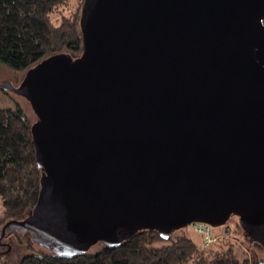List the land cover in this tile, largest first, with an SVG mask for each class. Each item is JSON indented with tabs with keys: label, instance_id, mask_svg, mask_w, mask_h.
<instances>
[{
	"label": "water",
	"instance_id": "1",
	"mask_svg": "<svg viewBox=\"0 0 264 264\" xmlns=\"http://www.w3.org/2000/svg\"><path fill=\"white\" fill-rule=\"evenodd\" d=\"M263 19L264 0H83L80 55L0 84L36 116L41 170L0 236L71 257L236 216L264 248Z\"/></svg>",
	"mask_w": 264,
	"mask_h": 264
},
{
	"label": "trees",
	"instance_id": "2",
	"mask_svg": "<svg viewBox=\"0 0 264 264\" xmlns=\"http://www.w3.org/2000/svg\"><path fill=\"white\" fill-rule=\"evenodd\" d=\"M66 1L0 0V63L25 73L55 53L79 56L82 52L79 16L83 0L77 11L68 16L62 11ZM56 10L62 13L58 21L51 18ZM31 124L20 107L0 108V204L3 207L0 219L6 222L24 219L38 197L41 170L35 160ZM237 228H241L238 222L234 231ZM175 231L163 240L155 230H140L117 246L97 242L85 253L71 257L39 247L36 251L37 245L29 235L23 239V234L13 231L0 236L3 237L0 240L10 245L0 253V259L14 252L19 254L22 249L12 264H259L261 260L255 254L242 260L234 258L230 239L217 242L227 244L226 250L211 252L207 247H198L191 235H175Z\"/></svg>",
	"mask_w": 264,
	"mask_h": 264
},
{
	"label": "rangeland",
	"instance_id": "3",
	"mask_svg": "<svg viewBox=\"0 0 264 264\" xmlns=\"http://www.w3.org/2000/svg\"><path fill=\"white\" fill-rule=\"evenodd\" d=\"M66 5L62 6L63 9V14L64 15H71L72 13H74L75 11H77L78 6H80V2L81 0H67L66 1ZM62 16L61 11L56 10V12L52 13V20L54 21H58V19H60V17ZM24 73L22 71H15L9 67H7L6 65L0 63V84H2L3 82L9 81L11 83H13L15 86L19 84V82L21 81V79L23 78ZM20 107L21 109H23V111L25 112V114H27V116L30 118V121H34L36 119L35 114L33 113L29 102L22 96L15 94L14 92H12L11 90L8 89H2L0 87V108H10V107ZM3 213V207L0 204V218L2 216ZM0 228L4 225V223L6 222L5 219H0ZM238 222V218L236 216H231L228 221L226 222L225 225L219 226V227H212L213 231L215 233H222V230L224 229H228L231 234L229 236H227V239H230V241L232 242L231 245V255L238 259V260H242L245 257L250 258L253 254L259 256V258L263 255L264 251H263V247H261L260 245H258L257 243H251L249 241V239L246 236V232L243 230V228L241 227V225L239 224V226L241 228H237L234 231V225L235 223ZM227 227V228H226ZM188 234L191 235L193 237V239L195 240V242L197 243V246L200 248H203L204 246L202 245L201 242V237L199 234H197L196 232L193 231L192 227H190L189 225L187 227H184L182 229H179L177 231H175V235L177 234ZM26 235L28 234H23L22 238L25 239ZM14 238V237H13ZM223 240V239H222ZM218 242V240H217ZM216 241H214L213 243H211V245H209V247H207V251H211V252H216V251H222V250H226L228 248V245L224 244H219ZM217 243V244H215ZM38 247L42 248L41 246L37 245L34 249L36 251H38ZM7 247L5 246V250ZM205 248V247H204ZM2 248H0V252L1 250H4ZM22 249L19 251V254H17L16 252H14L13 254H10L8 256H5L3 259L1 257L0 259V264L3 263H7V264H12L13 261H16V258L18 259L20 254L22 253ZM16 256V258H14ZM14 258V259H13Z\"/></svg>",
	"mask_w": 264,
	"mask_h": 264
},
{
	"label": "built area",
	"instance_id": "4",
	"mask_svg": "<svg viewBox=\"0 0 264 264\" xmlns=\"http://www.w3.org/2000/svg\"><path fill=\"white\" fill-rule=\"evenodd\" d=\"M189 226L192 227L194 232L200 235L204 247H208L214 241L217 242V240L227 239L226 237L231 234L228 229H224L222 233L217 234L213 231L212 226L204 222H194Z\"/></svg>",
	"mask_w": 264,
	"mask_h": 264
},
{
	"label": "flooded vegetation",
	"instance_id": "5",
	"mask_svg": "<svg viewBox=\"0 0 264 264\" xmlns=\"http://www.w3.org/2000/svg\"><path fill=\"white\" fill-rule=\"evenodd\" d=\"M263 23H264V19H263ZM21 234H24V233H21ZM25 234H28V235H29V233H25ZM1 238H3V237H1ZM1 238H0V239H1ZM1 241H2V240H0V247H1L2 249H4L5 246H6L7 248H9L10 245H9L8 241H4V242H3V241L1 242ZM7 248H6V249H7ZM262 249H263V251H264V248H262ZM5 251H6L5 249H4V250H1V252H5ZM1 252H0V253H1ZM263 255H264V253H263ZM263 255L261 256V258L263 257Z\"/></svg>",
	"mask_w": 264,
	"mask_h": 264
}]
</instances>
